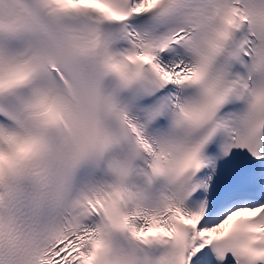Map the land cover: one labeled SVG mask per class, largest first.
<instances>
[{"label":"snow or ice","instance_id":"1","mask_svg":"<svg viewBox=\"0 0 264 264\" xmlns=\"http://www.w3.org/2000/svg\"><path fill=\"white\" fill-rule=\"evenodd\" d=\"M0 264H264V0H0Z\"/></svg>","mask_w":264,"mask_h":264}]
</instances>
